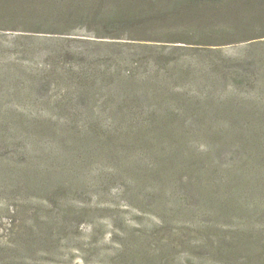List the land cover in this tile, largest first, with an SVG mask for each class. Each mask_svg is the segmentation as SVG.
<instances>
[{
    "label": "rangeland",
    "instance_id": "obj_1",
    "mask_svg": "<svg viewBox=\"0 0 264 264\" xmlns=\"http://www.w3.org/2000/svg\"><path fill=\"white\" fill-rule=\"evenodd\" d=\"M142 7L153 9L136 15ZM50 66L57 79L46 74ZM83 67L108 79L76 110L62 95L69 91L65 79L77 77ZM211 77L218 80L211 108L222 103L229 108L183 116L181 106H203L208 86L199 82L209 83ZM40 80L45 82L36 97L32 91ZM197 85L204 90L201 95L195 94ZM118 86L159 96L161 108L170 109V120L150 126L143 113L136 115L141 107L128 100L113 112L106 94ZM237 106L239 112L233 110ZM91 116L93 129L87 126ZM236 116L264 125V0H0V120L36 122L44 154L62 134H93L104 148L131 153L169 150L173 135L194 134L190 123L213 125L202 134L221 133L217 125ZM65 120L77 127L71 130ZM253 140L254 135L255 145ZM204 146L193 159L206 156ZM254 148L226 150L222 162L231 164L240 156L256 162V180L264 184V157L253 158ZM13 159L29 164L16 146L3 147L0 172L12 167L7 163ZM33 166L39 169L38 163ZM98 173L97 164L84 173L68 170L70 187L60 183L54 192L34 190L11 202L0 192V264H264V245L263 250L249 248L264 241L261 190L253 202L238 203L246 210L252 203L261 208L245 233L232 217L198 219L189 211L176 212L166 192L158 197L123 177L98 184ZM86 179L92 182L82 185ZM208 236L251 241L247 248L221 250L202 245Z\"/></svg>",
    "mask_w": 264,
    "mask_h": 264
},
{
    "label": "trees",
    "instance_id": "obj_2",
    "mask_svg": "<svg viewBox=\"0 0 264 264\" xmlns=\"http://www.w3.org/2000/svg\"><path fill=\"white\" fill-rule=\"evenodd\" d=\"M152 9L142 7L136 11V15L151 12ZM109 22L114 24L115 20L111 19ZM98 37L121 38L119 35L109 33H98ZM100 44L111 45L110 43ZM208 68H213V65H209ZM216 68L219 69L220 67L216 66ZM113 73H116V71ZM113 73H109V76ZM46 74H52L56 76V79L58 78L54 67H48ZM209 74H212L210 69ZM107 79L105 73H100L95 69L90 72L88 68L83 67L77 77L65 79L69 91L63 94L62 97L68 96L71 107L80 110V101L83 97L87 94L92 97L96 96L97 92L93 91L96 85L99 84L102 87ZM148 79L150 81L152 76H149ZM38 82L32 91V94L36 97H39V88L45 81L40 80ZM217 83L218 80L214 77L210 78L209 83L202 79L199 86L204 88L208 86L207 91L204 93L203 106L200 103L195 104L193 107L181 106L180 112L182 115L185 116L194 111L204 110V108L213 112H223V110L229 108L223 103L211 108L213 105L209 102ZM199 86L197 85L195 90L197 95H201L204 91ZM106 96L108 103L114 102L113 112L122 105L124 100L130 101L134 106L138 105L141 110H137L136 115L139 116L140 113H143L150 119V126L155 128L157 124L162 125L170 120V109L168 107L162 109L160 97L151 95L146 91L138 90L135 87L118 86L110 90ZM58 104L60 109L65 108L64 103ZM240 109L237 106L233 110L239 112ZM156 119L159 121H155ZM88 120V128L93 129L95 126L92 123L93 117H89ZM130 121H127V127H132ZM64 123L70 124L71 130L77 127L69 120H65ZM256 123L252 121L244 122L243 119L236 116L232 121H224L217 125L219 126L217 127L218 130L222 132L214 134H202L206 130L205 128L214 129L213 125L203 127L190 123L189 129L194 134L181 133L173 135L171 139L174 140V148L163 151L140 150L132 153L118 148H104L102 139L93 134H62L60 137L55 138L54 143L47 144L50 153L44 154L41 149V145L44 143H41V139L36 134L35 129L38 128L36 122L24 124L20 120L15 122L2 119L0 120V149L16 146L18 150H21L27 156L26 163L29 164L21 165L19 161L14 159L8 161L7 164L13 166H9L10 168L7 170L6 167H3V170H1L0 192L9 202L13 199L15 201L20 195L28 194L34 190L51 193L58 189L60 183L69 187L73 185L66 171L84 173V169L97 164L99 173L95 178V182L98 184H105L123 177L131 184L144 190V192L151 190L158 197L166 192L172 198L170 205L176 212L189 211L190 214L194 215L193 217L198 219H201V216L212 217L213 220L227 218L225 216L232 217L237 222L238 229H241V232L248 233L246 231H249L248 228L254 224L252 220L261 214V208H259V205L252 203L251 208L246 210L238 203L253 202L252 197L257 191L264 192V184L261 180H256V162L242 161L240 156L233 163L224 164L222 157L225 155L226 150H230L234 154L237 150L255 147L253 158L258 160L263 158L264 125ZM116 125L114 128H117ZM253 135L256 139L253 140L255 145L252 143ZM122 138L128 140L127 135H123ZM204 144L206 156L202 159H193V152L199 154L197 151ZM191 145L193 148H190ZM237 147L238 149H235ZM95 161H98V163ZM36 163H38L39 169H35L36 167L33 166ZM7 164L4 162L2 166ZM14 166L16 168H13ZM105 169H108L109 172H106ZM185 172L189 176H184ZM53 173H56L55 178L52 176ZM89 182H92V179H86L82 185ZM146 182H149V184L145 185ZM233 197L236 198L233 200ZM250 241L242 236H232L228 240L220 239L218 241L208 236L201 243L204 246L229 250L235 245L247 248ZM263 245L264 241L258 240L256 245L249 248L263 250Z\"/></svg>",
    "mask_w": 264,
    "mask_h": 264
}]
</instances>
